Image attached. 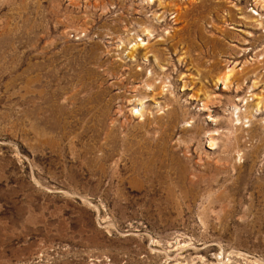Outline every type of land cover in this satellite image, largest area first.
Segmentation results:
<instances>
[{"label":"rangeland","instance_id":"rangeland-1","mask_svg":"<svg viewBox=\"0 0 264 264\" xmlns=\"http://www.w3.org/2000/svg\"><path fill=\"white\" fill-rule=\"evenodd\" d=\"M0 264H264V0H0Z\"/></svg>","mask_w":264,"mask_h":264},{"label":"bare ground","instance_id":"bare-ground-1","mask_svg":"<svg viewBox=\"0 0 264 264\" xmlns=\"http://www.w3.org/2000/svg\"><path fill=\"white\" fill-rule=\"evenodd\" d=\"M229 74V73H228ZM228 74L226 73V72H224V74H223V79L225 80V81H227L226 79L228 78ZM229 79V78H228ZM226 84V83H225Z\"/></svg>","mask_w":264,"mask_h":264}]
</instances>
